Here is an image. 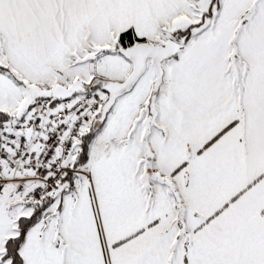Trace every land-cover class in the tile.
<instances>
[{"label": "snow or ice", "instance_id": "snow-or-ice-1", "mask_svg": "<svg viewBox=\"0 0 264 264\" xmlns=\"http://www.w3.org/2000/svg\"><path fill=\"white\" fill-rule=\"evenodd\" d=\"M0 264H264V0H0Z\"/></svg>", "mask_w": 264, "mask_h": 264}]
</instances>
